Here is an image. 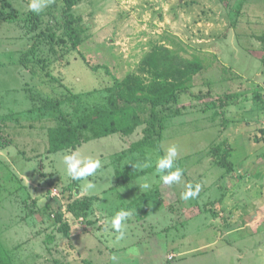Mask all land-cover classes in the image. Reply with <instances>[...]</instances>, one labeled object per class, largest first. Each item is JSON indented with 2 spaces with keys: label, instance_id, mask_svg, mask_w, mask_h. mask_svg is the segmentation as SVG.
Instances as JSON below:
<instances>
[{
  "label": "rangeland",
  "instance_id": "rangeland-1",
  "mask_svg": "<svg viewBox=\"0 0 264 264\" xmlns=\"http://www.w3.org/2000/svg\"><path fill=\"white\" fill-rule=\"evenodd\" d=\"M31 2L0 0V140L9 143L0 146V239L14 264H264V0L76 1L75 26L88 36L80 49L91 64L110 65L120 80L140 73L156 47L204 67L172 106L166 130L145 142L143 156L130 149L147 137L145 121L130 136L87 129L76 150L49 153L48 128L58 113L37 120L38 112H28L30 94L61 91L23 61L31 42L21 20L35 13ZM43 3L41 10L60 0ZM8 15L16 22L5 20ZM70 65L58 76L78 95L73 109L107 102L111 79L81 60ZM226 94L235 98L223 109L219 99ZM173 144L186 173L180 183H162L161 198L148 200L153 212L141 215L146 205H132L160 180L152 173L118 185L115 169L131 164L140 173L147 168L134 165L149 158L155 167ZM72 152L101 160L87 178L94 190L81 193L85 181L67 176L63 158ZM222 159L235 169L223 168ZM145 182L151 187L141 190ZM188 183L202 190L185 201ZM87 198L91 210L77 215L72 206ZM121 209L132 214L117 240L110 221Z\"/></svg>",
  "mask_w": 264,
  "mask_h": 264
},
{
  "label": "trees",
  "instance_id": "trees-1",
  "mask_svg": "<svg viewBox=\"0 0 264 264\" xmlns=\"http://www.w3.org/2000/svg\"><path fill=\"white\" fill-rule=\"evenodd\" d=\"M77 0H60L59 6H49L39 13H31L23 21L26 29L28 41L31 47L25 52L23 61L27 65H32V70L41 68L44 72V79L48 86L56 92V96H45L39 93L30 94L32 107L28 112H38L37 120L45 122L43 119L51 116L55 112V125L48 128V151L51 154L60 151L76 150L81 144V134L87 129L102 131L104 136L112 135H132L134 129L141 122L148 123L145 130L146 138L143 141L133 143L130 150H139L145 155V145L149 142L150 136L156 134L158 129H165V123L173 118L170 115L172 106L178 103L181 95L188 94L194 87L195 76L204 69L202 63L198 61H187L180 58L173 51L156 47L140 65V73L129 74L125 79L117 78L114 71L108 64H91L86 53L80 49L88 37L83 28L76 27V17L74 7ZM224 2L226 0H223ZM59 7V8H58ZM5 20L16 22L13 15H8ZM24 27V28H25ZM81 60L84 65L94 73H102L110 78V86L105 88L109 92L107 102H98L94 106H86L84 109L75 111L74 101L78 95L65 86L58 73L66 64H73V61ZM71 66V65H70ZM112 82V85H111ZM92 92L89 94L92 96ZM96 93V90H94ZM235 97L226 94L219 99L223 109ZM260 99V96L258 97ZM73 102V103H72ZM217 106L216 103H214ZM70 108L72 112L67 109ZM220 108V107H219ZM223 109L216 115H223ZM177 109L173 114L178 115ZM12 115H8L9 118ZM76 120V122H74ZM0 121V132L2 126ZM163 132L160 138L163 140ZM2 137V136H1ZM0 137V138H1ZM146 142V144H145ZM8 141H1L0 146L6 148ZM154 146V144L152 143ZM161 148V144L158 149ZM124 159V157H123ZM143 161V160H142ZM141 162V161H140ZM184 161L176 160V166L186 173ZM220 165L232 172L235 166L230 161L222 159ZM119 170V171H118ZM174 170V169H173ZM155 167H149L140 173L133 172L131 164L123 165L122 169H115L117 184H125L134 179H139L146 174H155ZM158 180L160 175L155 174ZM242 177V175L240 174ZM155 184L151 191L144 193L135 202L134 207L143 205L145 209H139V214L148 216L153 212L149 207L148 200L154 195L161 198L159 186ZM154 189V190H152ZM164 201V199H162ZM91 198L84 199L72 206V210L79 215H86L92 207ZM160 205L156 206L157 208ZM147 207H149L147 209ZM212 212V210H209ZM68 234L70 228L67 225ZM0 264H14L10 250L0 239Z\"/></svg>",
  "mask_w": 264,
  "mask_h": 264
},
{
  "label": "clouds",
  "instance_id": "clouds-1",
  "mask_svg": "<svg viewBox=\"0 0 264 264\" xmlns=\"http://www.w3.org/2000/svg\"><path fill=\"white\" fill-rule=\"evenodd\" d=\"M29 7L31 11L39 13L44 7L43 0H32ZM177 157L178 147L173 144L167 148L163 156H159L156 160L155 174L160 175V180L164 185H172L181 182L183 169L176 166ZM63 163L66 166L68 177L74 181H85L84 186L81 188V193L95 189V183L87 178L94 176L97 173V170L102 167L100 159H93L91 156H81L79 152H72V154L64 156ZM134 167H151L150 158L142 164L134 165ZM139 186L141 190H146L151 187L147 182L142 183ZM185 189L186 190L181 193V199L187 201L196 198L200 194L202 185L199 183L195 185L188 183L185 185ZM131 214L130 211L121 209L111 218V227L117 234V240L124 238L125 233L123 231V225ZM111 259L113 262H116L117 256L113 255Z\"/></svg>",
  "mask_w": 264,
  "mask_h": 264
},
{
  "label": "crops",
  "instance_id": "crops-1",
  "mask_svg": "<svg viewBox=\"0 0 264 264\" xmlns=\"http://www.w3.org/2000/svg\"><path fill=\"white\" fill-rule=\"evenodd\" d=\"M140 247H141V246H140ZM171 257H172V256H171ZM167 258H168V256L166 257V260H167ZM169 258H170V257H169ZM169 258H168V259H169Z\"/></svg>",
  "mask_w": 264,
  "mask_h": 264
}]
</instances>
